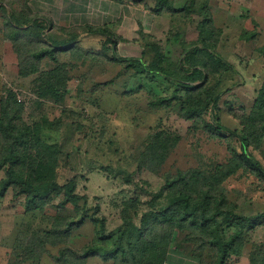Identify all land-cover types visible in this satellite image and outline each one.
Listing matches in <instances>:
<instances>
[{
  "label": "rangeland",
  "instance_id": "374dc122",
  "mask_svg": "<svg viewBox=\"0 0 264 264\" xmlns=\"http://www.w3.org/2000/svg\"><path fill=\"white\" fill-rule=\"evenodd\" d=\"M61 1L0 0V100L13 92L24 104L26 122L31 118L48 121L51 128L43 139L60 152L56 181H75L78 207L61 205V197H56L43 212L25 213L24 197L14 198L9 190L0 198V264H89V260L99 257L69 263L68 256H64L66 260L59 256L63 244L47 243L56 217L80 223L68 237L70 248L85 251L96 244L98 249L103 245L111 250L106 238L122 228L123 211H130L127 215L132 217L137 214L134 221L138 223L152 194H161L160 204L164 203L166 175L189 169L216 174L215 168L229 163L233 151L238 152L240 147V141L230 133L222 138L210 135L195 119L186 120L179 114L183 101L192 94H186L179 85L180 79L190 82L185 59L192 48L202 47L196 28L201 19L189 16L187 0L173 1L180 12L158 15L153 12V0H64L77 8L64 11ZM207 1L211 18L222 34L213 50L219 63L205 70L207 74L209 71L210 81L202 101L209 108L202 119L211 123L219 119L221 125L240 136L242 126L235 115L252 110L264 85V0ZM23 9L36 22L48 20V26L67 30L85 24L105 25L106 35L112 33L113 52L123 61L106 60L100 34H82L73 52L60 51L56 55L68 71V91L61 100L51 94L42 95L40 72L28 77L18 74V58L9 38L12 30L4 24L11 11L20 16ZM49 29L45 38L51 34ZM252 33L255 38L249 40ZM53 37L59 39L63 34L55 32ZM135 59L144 64V72L135 73ZM39 65L46 72L58 64L44 58ZM174 90H178L182 101L166 108L149 107L150 100L170 96ZM216 94L219 97L214 105ZM157 133L167 140L165 145L170 150L166 159L163 163L152 162L156 172L146 165L139 168V154L150 143V136ZM248 151L264 169V134L257 147ZM3 177L0 171V180ZM222 186L236 215L251 217L264 212V179L248 169H236ZM136 199L141 203L137 211L129 205ZM92 219L98 224L94 225ZM226 227L229 221L223 223L222 228ZM176 235L165 264H204L210 260L209 250L204 251L206 257L200 252V256L190 257V246L183 244L184 232ZM38 239L47 243L43 253L38 259H27L25 253L32 258L39 250ZM246 240L229 264H251L254 245L262 246L264 251V225L254 226Z\"/></svg>",
  "mask_w": 264,
  "mask_h": 264
},
{
  "label": "trees",
  "instance_id": "16d2710c",
  "mask_svg": "<svg viewBox=\"0 0 264 264\" xmlns=\"http://www.w3.org/2000/svg\"><path fill=\"white\" fill-rule=\"evenodd\" d=\"M153 1V12L156 15L164 11H181L172 5L174 0ZM133 2L136 3L137 0ZM187 2L185 4L189 16L196 15L201 19L196 28L202 47L192 48L193 51H190L185 59L190 71V82H182L180 79L179 85L186 94H192L183 101L179 114L186 120L195 119V123L210 135L222 138L226 136L225 133H230L240 141L239 150L233 151L229 163L215 168L216 174L199 173L189 169L166 175L164 203L160 204L161 194H152L148 207L139 215L138 223L134 221L135 217H138L137 214L133 213L132 217L127 215L130 211H123L122 228L106 238L111 242V250H105L103 245L98 249L96 244L89 246L85 251L70 248L67 246L68 237L80 223L56 217L47 234V243L63 244L59 249V256H68V259L64 260L69 263L72 262L69 260L82 262L91 256H98L103 262L112 264H165L168 250H171L176 242L177 232H184L183 244L190 246V251H187L190 257L200 256L199 252L202 257H206L204 251L209 250L210 260L205 259V263L229 264L231 257L239 255L243 245L247 244L246 235L251 229L264 225V212L251 217L236 215L235 206L227 200L222 186V183L241 167L264 179L262 165L248 151L250 147H257L264 134V85L258 91L252 110L235 115L241 123L242 135L239 136L235 131L221 125L219 119L214 123L202 119L209 108V104L204 106L202 101L203 95L206 96L204 90L210 81L209 71L207 74L205 70L219 63L213 50L217 47L222 30L215 26L207 0ZM30 15V12L26 14L24 9L20 16L11 11L4 24L12 30L9 38L18 58V74L28 77L40 72V79L44 81V84H40L42 95L51 94L61 100L63 94L68 91V71L58 63L56 55L60 51L73 52L82 34H100L104 39L101 48L104 49L106 60L113 63L123 61L113 52L114 41H111L110 37L112 33L106 35L105 25L93 27L85 24L68 30L60 26L58 29L52 25L48 26V20L36 22ZM47 27L51 28V34H47L45 38ZM55 32L62 33L63 37H53ZM254 38L255 34L252 33L249 40ZM44 58L58 65L46 72L41 71L39 63ZM134 62L135 73L144 72V64L137 59ZM218 97V94L213 97L212 104H216ZM174 101H182L178 90H174L170 96L155 97L149 101V107L166 108L172 106ZM24 108V104L17 101L13 92H9L0 100V171L4 173L0 180V198L9 190L14 198L24 197L25 213L43 212L56 197H61V205L73 204L78 207L75 181L70 180L64 184L56 181L60 152L57 146L43 139V134L51 128L48 121L44 118L39 121L31 118L30 122H26ZM149 140L150 143L139 154V168L146 165L156 172L157 167L151 165L152 162L159 160V163H163L170 149L166 147L167 140L161 133L150 136ZM129 203L130 208L136 211L141 206L137 199ZM85 214L86 210L83 211V215ZM221 218L224 220L221 221ZM227 221L229 227L225 230L222 226ZM92 222L94 225L98 224L96 219H92ZM231 226L235 229L231 230ZM47 243L36 240L39 250L32 258L25 253L26 258L38 259ZM253 248L250 263L264 264L263 247L254 245ZM56 260L60 261L58 257Z\"/></svg>",
  "mask_w": 264,
  "mask_h": 264
},
{
  "label": "crops",
  "instance_id": "0c3cea01",
  "mask_svg": "<svg viewBox=\"0 0 264 264\" xmlns=\"http://www.w3.org/2000/svg\"><path fill=\"white\" fill-rule=\"evenodd\" d=\"M65 1H66V0H65ZM65 1H64V0L61 1V3L64 4V5L61 6V8H62L63 11L66 10V9H67V10H71V9H72V10H73V9L77 10L76 7L71 6L69 3H66ZM67 1H71V0H67ZM67 5H68V6H67ZM64 6H65V7H64ZM67 12H68V11H67ZM93 16L96 17L97 15L94 14ZM83 21L85 22V21H87V20H83ZM96 21H98V20H96ZM96 21H95V22H96ZM88 22H89V21H88ZM88 22H87V23H88ZM85 23H86V22H85ZM69 26H70V25H69ZM99 259H100V258H99ZM99 259H97V258H96V259H91V260H89V262H90L89 264H91V263H93V264H105L101 259H100V260H99Z\"/></svg>",
  "mask_w": 264,
  "mask_h": 264
}]
</instances>
